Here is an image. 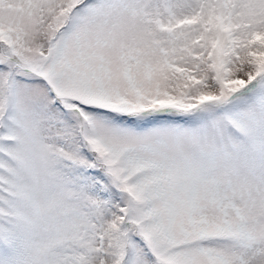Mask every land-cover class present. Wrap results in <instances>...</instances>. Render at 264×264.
I'll return each mask as SVG.
<instances>
[{
    "label": "snow or ice",
    "instance_id": "6c2138e0",
    "mask_svg": "<svg viewBox=\"0 0 264 264\" xmlns=\"http://www.w3.org/2000/svg\"><path fill=\"white\" fill-rule=\"evenodd\" d=\"M0 264H264V0H0Z\"/></svg>",
    "mask_w": 264,
    "mask_h": 264
}]
</instances>
